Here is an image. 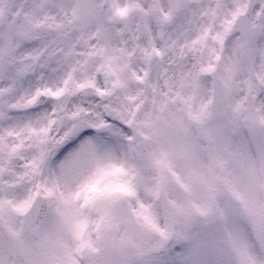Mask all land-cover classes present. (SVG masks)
<instances>
[{
    "label": "snow or ice",
    "instance_id": "1",
    "mask_svg": "<svg viewBox=\"0 0 264 264\" xmlns=\"http://www.w3.org/2000/svg\"><path fill=\"white\" fill-rule=\"evenodd\" d=\"M107 7L118 27L97 0H0V177H14L0 180V264H209V248L215 264H264V0ZM87 90L115 100L69 107ZM25 137L35 155L15 173ZM61 153L59 175L36 180ZM138 230L171 259L153 262Z\"/></svg>",
    "mask_w": 264,
    "mask_h": 264
},
{
    "label": "clouds",
    "instance_id": "2",
    "mask_svg": "<svg viewBox=\"0 0 264 264\" xmlns=\"http://www.w3.org/2000/svg\"><path fill=\"white\" fill-rule=\"evenodd\" d=\"M97 2L100 4L101 12L103 15H105V19L107 21V14H108L107 0H97ZM122 2H124V0H122ZM255 2L259 4L260 0H255ZM107 22L110 24H113L114 27L119 26L118 21H107ZM173 35L175 36V33H173ZM209 43L211 44L212 42L209 41ZM168 55L171 56V53L169 52ZM199 56H200L199 52H196V53L188 52L184 58L185 70L191 69L193 65L197 63ZM164 62L169 69L168 74L172 75L174 73V69L176 68V65L173 64L167 58L165 59ZM213 62L215 63V61ZM140 67H141L140 64L136 65L137 70H139ZM98 86L105 87L104 79L102 76H100L98 80ZM212 87L213 85H212L211 79H209L208 84H207V89L204 92V96H203L204 99H207L208 96L211 95L210 90L212 89ZM114 100H115L114 96L98 98L96 97L93 91L87 90L86 92L80 93L79 95L73 97L69 103V107H71L72 104H79L83 106L84 108H86L89 112H95L97 110L102 111L103 104L108 103L110 101H114ZM255 103L256 104L264 103V96L258 97ZM244 131L246 133L247 130L245 129ZM35 151L36 150L34 147H32L31 141H29L27 137H25V143H24L23 149L20 151L17 157H15L11 162L10 166L12 167L13 171L15 173H23L25 171V166L33 159L35 155ZM63 155L64 154L61 153L59 155L54 156L51 159L48 167H46L43 173L40 176L36 177L35 179L43 181L46 178L51 179L53 173H56V175H59L58 164L60 160L63 159ZM13 179L14 177L11 176L10 174H5L4 176L0 177V180H3V181H11ZM34 183H35V180L29 181L26 179L23 182V184L20 186L21 190L26 192L27 189L32 188L34 186ZM47 211H48V204L47 202H44L41 204V212L46 213ZM154 211L158 215L161 225H164L166 222L171 221V217L169 216L168 211H166L165 207L162 206L161 204L156 203L154 205ZM44 218L45 217L42 215L41 219H44ZM178 226H182V225H178ZM189 231L191 232L193 236L210 242L212 239V233L214 232V228L210 226H205L202 222H193L189 227ZM138 234L143 236L148 241L149 245L154 248L152 257L150 258L153 262L158 261L161 258L171 259V257L165 256L161 249L155 248L156 243L160 239L158 234H155V233L146 234L139 230H138ZM204 258L209 262V264H215L217 260V257L216 255H214L211 248L205 250Z\"/></svg>",
    "mask_w": 264,
    "mask_h": 264
}]
</instances>
